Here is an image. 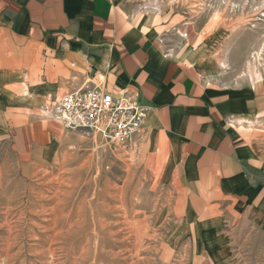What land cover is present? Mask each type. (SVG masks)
I'll return each mask as SVG.
<instances>
[{
  "label": "crops",
  "instance_id": "obj_1",
  "mask_svg": "<svg viewBox=\"0 0 264 264\" xmlns=\"http://www.w3.org/2000/svg\"><path fill=\"white\" fill-rule=\"evenodd\" d=\"M173 25L183 44L170 42ZM202 37L115 0H0V139L49 147L57 123L47 104L100 83L147 106L132 148L160 169L205 238L223 237L229 214L264 234V130L249 127L264 118V67L225 85Z\"/></svg>",
  "mask_w": 264,
  "mask_h": 264
},
{
  "label": "rangeland",
  "instance_id": "obj_2",
  "mask_svg": "<svg viewBox=\"0 0 264 264\" xmlns=\"http://www.w3.org/2000/svg\"><path fill=\"white\" fill-rule=\"evenodd\" d=\"M115 1L188 24L221 83L260 76L264 0ZM177 27L170 42L183 44ZM57 125L46 148L25 135L0 139V264H264V234L246 216H223V237L205 238L149 158ZM249 127L264 130V118Z\"/></svg>",
  "mask_w": 264,
  "mask_h": 264
},
{
  "label": "built area",
  "instance_id": "obj_3",
  "mask_svg": "<svg viewBox=\"0 0 264 264\" xmlns=\"http://www.w3.org/2000/svg\"><path fill=\"white\" fill-rule=\"evenodd\" d=\"M81 85L51 100L45 107L46 118L63 129H85L100 134L114 148L131 147L141 131L147 106L133 96L114 95L102 84Z\"/></svg>",
  "mask_w": 264,
  "mask_h": 264
}]
</instances>
